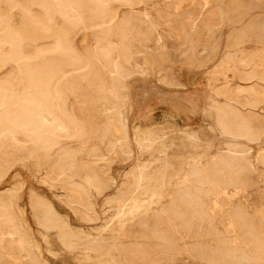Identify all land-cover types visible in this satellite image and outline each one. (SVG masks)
<instances>
[{"label":"rangeland","instance_id":"obj_1","mask_svg":"<svg viewBox=\"0 0 264 264\" xmlns=\"http://www.w3.org/2000/svg\"><path fill=\"white\" fill-rule=\"evenodd\" d=\"M28 1L0 0V38L5 36L7 28L4 21L10 15L13 30L23 34L17 48L14 47L17 50L9 43L1 44L0 92L6 100L13 97L9 112L18 113L25 107L20 101L22 94L29 97L36 94L33 88L22 87L23 69L33 71L35 68L38 71L59 67L62 72L59 71L49 84L48 95L55 114L65 120L72 111L76 119L81 120L80 93L85 92L92 97L98 89L103 92L100 106L103 114L115 119V112L119 109L111 90L119 79V73L114 66L117 65L122 73L134 72L137 64L152 71H149L150 76L137 73L124 87L126 98L122 106L130 149V156L126 159L115 148L109 151V142L117 139L113 132L98 143L102 159L100 154L98 158L87 157L83 153L77 155V163L71 169L69 179L51 165L65 149L80 146L70 137V131L55 134L62 148L49 155H44L41 150L39 163L30 156L33 140L23 135L11 139L0 133V201H8L9 208L28 233L39 260L43 264H126L121 257L114 256L115 251H67L76 240L66 234L64 218L67 216L73 227L89 234H94V229L107 227L101 233L103 244L113 242L116 231L109 230L110 224L106 223L129 219L128 222L134 225L141 220L155 218L173 200L177 184L183 183L194 191L195 177L188 174L189 168L209 169L223 157L233 156L235 151H246V148V158L250 162L248 171L239 176L234 185L221 187L214 193L209 192V186L203 187L201 200L207 220L195 222L186 229L183 240L177 243L178 251H168L165 255L173 261L165 264H203L188 251L189 247L198 246L204 250L207 246L213 251L225 241L233 245L240 243L242 237L236 229L233 234L227 233L229 214L237 208L246 211L252 223L259 227L257 236L264 240V166L259 164L260 155L264 152V130L257 141H231L220 135L213 109L217 102H222V93H227L231 101L259 102L254 113L259 114L257 123L264 126V0H135L136 4L131 7L121 6L115 0H102L106 7L104 21L79 22L69 42L63 45L60 56L53 39L39 38V34L29 35L24 31L19 8ZM40 12L38 0H32L31 15L38 17ZM193 13L199 17L207 15L211 19L220 15L218 27L213 31L206 29ZM126 18L134 19L135 33L143 31L150 34L147 43L133 42L132 51L143 50V53L133 54L136 57L129 62L119 55L120 21ZM56 24V29L60 30L62 20ZM182 25L187 26L185 41L180 33ZM101 46L110 47L113 53L103 62H98L95 51ZM70 50L75 61L68 66L67 53ZM15 58L17 62L12 60ZM246 58L248 69L257 70L261 80L239 79L238 72L243 71L241 61ZM159 66H165L168 75L171 74L182 86L170 89L156 83L159 75L155 70ZM71 89H75L74 94ZM231 106L239 108L234 103ZM201 108L205 109V115L200 116ZM3 110L0 107V114ZM240 110L246 116H256L249 112L251 107L248 105ZM47 120L50 123V117ZM44 138L48 139L49 134ZM96 139V135L91 134L89 144L96 145ZM235 144L238 146H232ZM238 162L242 163L241 160ZM138 172L143 174L138 189L133 190L134 200H129L118 215L113 200L126 191ZM76 184L82 185L93 201L95 217L84 213L77 203L72 202L74 196L83 193L75 187ZM161 227L165 228V225ZM5 241L3 238V243ZM117 242L124 246L133 244L126 238ZM139 245L144 250L141 251L143 261L134 264H155V260L159 262L164 256L150 239L140 241ZM21 256L13 259L21 261ZM0 257L5 258V255L0 253ZM252 257L253 264H262L255 255ZM114 258L120 261L115 262ZM238 264L246 263L241 261Z\"/></svg>","mask_w":264,"mask_h":264},{"label":"bare ground","instance_id":"obj_2","mask_svg":"<svg viewBox=\"0 0 264 264\" xmlns=\"http://www.w3.org/2000/svg\"><path fill=\"white\" fill-rule=\"evenodd\" d=\"M115 1L121 6L131 7L136 4L135 0ZM141 1L145 2L147 0ZM31 3L32 0H29L24 7L20 6L19 8L22 15L21 19L24 31L28 34H39V38L47 37L49 39H53L57 46L56 51H58L59 56L63 50V45L69 42L70 36L73 35L74 27L79 22L86 20L88 23H101L104 21L103 17L105 16L106 12L105 3H103L102 0H38V6L41 9V12L38 13V17H34L30 13ZM192 15H194L195 19L210 31H213L215 28H217L220 22V15L219 17L212 19L207 17V15L204 17H199L197 13H193ZM11 18L12 15H10L6 21H4L7 31L5 36L0 38V57L2 56V43H9L14 48L17 46L18 41L23 37L22 33H16L15 30H13ZM59 19L62 20L63 25L60 30H57L56 23ZM133 20V18H126L120 21L121 46L119 48V55L125 62H129L130 60L134 59L136 55H134V57L133 54L143 53V50L138 52L135 51V53L132 51V45H134L133 42L147 43L150 41L149 32H134L135 28L133 26ZM186 29L187 26L185 25H182L180 28V33L183 36L184 41L187 40ZM179 46H181V44ZM16 48L14 49L17 50ZM134 50H137V48ZM112 51L113 49L108 46H101L97 49V51H95V60L98 62H103V60L107 59L108 55L113 53ZM73 55L74 54L71 50L67 53V57L69 59L67 64L68 66L72 65V63L75 61ZM15 59L12 60L17 62V58ZM248 63V58H246L244 61H241L243 71L238 72L239 79L241 81H249L254 78L261 80L257 70L248 69ZM114 67L116 72L119 73V79L111 90V94L115 97V101L119 106H117L119 110L115 109L116 111L118 110L115 112V119H111L109 116L103 114V110H101L100 107L103 102V92L100 89L96 90V95L92 97L88 96L85 92L80 93L81 96L78 98L82 117L81 120L76 119L73 111L69 114V116H66V120L58 117L55 114V109L52 105L53 103L51 104V98L50 95H48V87L49 84H51L52 81L58 76L59 71H62L59 70V67L52 69L42 68L39 69V74V70L35 71V68L33 67L34 72L29 71L30 69H23L21 83L23 84V88H33L36 91V94L32 97H29V95L26 93L21 95L20 101L25 107L21 109L20 112H9V105L13 100V97L10 100L8 98L6 100L3 98L0 92V107L4 109L0 114V133L6 134L11 139H15L16 136L23 135V137L26 136L31 141L33 140V149L30 152V156L33 160L37 161L36 163H39V152L41 150L44 155H49L56 149L62 148L60 141L57 140L55 134L70 131V137L74 138L80 146L75 149H65L57 157V159L52 162L51 165L52 168H56L60 173L65 174L69 179L71 178L70 171L77 163V155L83 153L87 157L97 158L101 155L100 158L102 159L103 154L100 153V146L98 143H102L105 137L112 135L113 132L114 134H117V139H113L109 142V151L115 148L123 159L128 158L130 156V149L128 147L126 138V117L124 118L122 106L126 98V91L124 87L127 85L128 79L135 76L137 73L150 76L152 71L150 68V73L149 71L144 70L142 66L138 64L135 67V71L132 73H122L120 72L121 70L117 65ZM155 71L159 75V79L156 81V83L160 84L161 86L170 89L182 86L179 81L173 79V77L170 76L171 74L168 75L165 70V66H159ZM22 87L20 88L22 89ZM70 91L72 94L75 93V89H71ZM220 97L222 102H217V104L213 107L215 110V120L220 129V135L229 138L231 141L237 142H252L253 140H256L264 130V126L260 123H257L259 120H257L256 117L259 116V114L254 113L255 110L258 109L259 102L247 103L244 101H231L227 93L220 94ZM231 103L238 105L239 108L232 107ZM247 105L251 107L249 112L256 115L255 117L246 116L242 113L240 109ZM114 108H116V105ZM205 114V109L201 108L200 116ZM48 117H50V123H48ZM93 117H95V120ZM48 134L49 138H44L45 135ZM91 134H95L97 137L96 140H98V142L96 145L89 144V138ZM232 146L238 145L235 144ZM243 148L245 149L246 147ZM247 153V148L246 151H235L233 156L223 157L219 162L206 170H199L197 167L189 168L188 174L195 177L194 182L196 187L194 188V191L190 190L189 187L184 186L183 183L177 184L175 186L173 200L161 212V214L156 215L153 219H151L152 217L149 219H144L134 225H131L130 222H128L129 219L123 221H110L106 223L110 224L108 227L109 230L116 231L113 242L103 244V236L101 233L106 231L107 227L103 229L102 226L99 229H94V234H89L84 232V230L81 228L73 227L68 222L66 216V218L63 220L66 234L69 238L72 236L76 240L67 251H115L114 256L121 257V260L126 264H134L143 261L142 253L144 250L141 248L143 244L140 246L141 244L139 245V242L150 239L154 241L155 249L164 253V256L159 262L155 260V264H165L167 262L173 261V259H169L165 255L168 253V251H178L177 243L183 240L186 229L195 222H203L207 220L206 214H204L203 211L204 206L201 200V195L204 193L203 187L209 186L211 189L209 192L214 193L215 191L221 189V187L234 185L236 182H238L239 176L248 171V168L250 167V162L246 158ZM239 160H241L242 163H239ZM259 161V164L264 166V152L261 153ZM104 169L101 170L104 171ZM135 174L137 175L136 172ZM141 174L143 173H139L137 177L132 178V184L126 188V191L123 192L120 197L117 199L113 197V199H116L113 200V204H115L117 207L118 215L123 212V208L129 203V200H134L133 190L138 189L139 184L142 181ZM75 187L81 190L83 193L78 197L74 196L72 202L77 203L83 209L82 211H84V213H91L95 217L93 201L86 191L83 190L82 185L76 184ZM0 207V250H2L0 253L5 255V258L0 257V264H43L39 260L37 254L33 251V246L29 239L28 233L23 229L18 217L15 215L12 209L9 208L8 201L4 199L1 200ZM162 224L165 225V228L161 227ZM229 224L230 228L227 233L233 234V230L236 229L242 237V241H240V243L233 245L230 244V241L229 243L225 241L220 243L218 250L214 249L217 251H212V248L211 250H208L206 245H204L206 246V249L204 248V250L198 248V246H195L189 247L188 251L192 253L196 259L200 261V263L203 264H214L215 262H220L222 264H238L241 261L245 262L246 264H253V255L256 256L255 259L264 264V240L257 236V230L259 227L252 223V220L246 211L240 208L234 209L229 214ZM55 227L57 226L55 225ZM216 234L217 233L215 232V238ZM211 236L212 235L210 233V237ZM2 237L6 240L4 243ZM123 238L133 242V244L130 246L119 244L117 241H120ZM19 255H22L21 261L13 259L14 256L17 257ZM124 255H128L129 258H125ZM77 261L79 260L77 259ZM114 261H120V259L114 258ZM145 263H147V261Z\"/></svg>","mask_w":264,"mask_h":264}]
</instances>
